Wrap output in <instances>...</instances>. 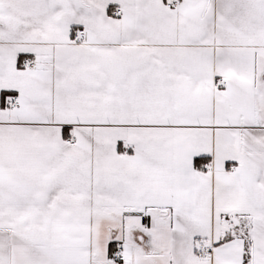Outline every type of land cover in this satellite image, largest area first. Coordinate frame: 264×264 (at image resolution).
<instances>
[{"label":"snow or ice","instance_id":"obj_1","mask_svg":"<svg viewBox=\"0 0 264 264\" xmlns=\"http://www.w3.org/2000/svg\"><path fill=\"white\" fill-rule=\"evenodd\" d=\"M0 264H264V0H0Z\"/></svg>","mask_w":264,"mask_h":264}]
</instances>
